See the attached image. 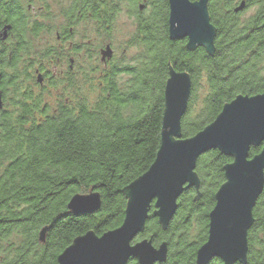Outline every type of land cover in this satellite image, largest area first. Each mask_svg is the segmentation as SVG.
Returning a JSON list of instances; mask_svg holds the SVG:
<instances>
[{
	"label": "trees",
	"instance_id": "16d2710c",
	"mask_svg": "<svg viewBox=\"0 0 264 264\" xmlns=\"http://www.w3.org/2000/svg\"><path fill=\"white\" fill-rule=\"evenodd\" d=\"M28 1L0 0V30L10 28L7 39L0 40V229L6 227L0 264H57L75 239L87 233L100 237L121 226L128 202L124 190L147 172L160 147L170 69L186 74L191 83L180 122L183 140L211 125L235 98L264 94V1L237 3L236 9L241 3L244 8L236 19L228 0L218 8L211 3L208 17L215 38L210 52L201 46L188 49L186 40H169L167 0H62L61 28L52 44L39 49L36 45L52 35L57 17L46 10L44 15L30 13ZM249 8L255 12L242 21ZM122 13L133 22L127 45L136 53L129 64L114 62L103 69L89 42L71 40L78 30L84 39L94 33L107 38ZM55 33L62 40L70 37L68 53L75 61L64 79L51 76L56 60L67 54ZM36 70L47 74L48 90L26 103L12 80L34 86ZM44 96L51 101L42 102ZM263 146L252 148L250 158ZM232 161L219 151L201 156L194 169L200 199L194 201L193 188L185 190L165 228L151 206L133 243L165 244L162 264H194L206 242L214 196L225 183L223 169ZM91 192L100 196L94 214L75 217L67 211L74 195ZM252 217L243 264H264V187ZM43 228L47 232L40 243ZM209 264L223 263L213 259Z\"/></svg>",
	"mask_w": 264,
	"mask_h": 264
},
{
	"label": "water",
	"instance_id": "95a60500",
	"mask_svg": "<svg viewBox=\"0 0 264 264\" xmlns=\"http://www.w3.org/2000/svg\"><path fill=\"white\" fill-rule=\"evenodd\" d=\"M208 0H167L168 38L186 40V48L201 46L212 50L215 29L209 22ZM244 8L241 3L235 13ZM142 10V6H139ZM5 27L2 39L6 37ZM102 60L112 56L107 46ZM37 82L40 83L38 76ZM191 89L186 74L169 70L165 83L164 112L160 129V147L147 172L124 190L127 206L119 228L100 237L87 233L73 241L57 258V264H162L166 260L165 244L155 248L151 240L133 243L143 232L148 213L162 228L173 219L177 200L190 188L200 199L199 182L194 173L197 160L210 151H219L233 161L224 167L225 183L214 196V207L208 215L206 242L197 250L194 264H209L217 259L223 264L245 263L247 235L253 224L252 210L264 187V146L250 158L252 148L264 144V94L237 97L223 107L214 122L193 138L183 140L180 122L186 112ZM100 207L97 193L74 195L67 211L75 216L94 214ZM47 228L38 235L44 242Z\"/></svg>",
	"mask_w": 264,
	"mask_h": 264
},
{
	"label": "rangeland",
	"instance_id": "374dc122",
	"mask_svg": "<svg viewBox=\"0 0 264 264\" xmlns=\"http://www.w3.org/2000/svg\"><path fill=\"white\" fill-rule=\"evenodd\" d=\"M31 1H34V7H35L34 13L36 15L37 14L44 15V12L38 9H40V7H43V5H47L51 9V12H49L50 17H57V20L54 22L52 26V29H53L52 35L50 37L47 36L46 40L45 38H42L36 45L37 48L40 49L44 46V44H47V43L52 44V41L54 42L53 40L54 32L60 30L61 28L62 18L60 16L58 17V15H60L59 11L61 9L60 7H58L57 2L61 1L63 3V1L62 0H31ZM45 1L46 2L51 1V2L46 3ZM254 12H255V8H249L248 10L244 11L241 14L242 15L241 20L244 21V19L246 20L247 18L251 17ZM133 31H134V27H133L132 20L129 19V17H127L126 14L122 13L118 17L113 31L110 33V35L107 38H101L100 36L94 33V34H91V37H87L86 39H84L82 37L83 35H82L81 30H78L75 37L71 40V42L72 43L78 42L80 44H85V42H89L91 45L90 47L94 49V52L96 51L98 53H99V49H102L105 46V44L109 42L114 51L113 60H115L114 61L115 64L117 65L129 64L131 59L136 53L135 49L130 48L127 45V42L129 41V38L133 34ZM80 60L83 61V57H81ZM49 100L51 101V99H48V101Z\"/></svg>",
	"mask_w": 264,
	"mask_h": 264
},
{
	"label": "flooded vegetation",
	"instance_id": "af4514ba",
	"mask_svg": "<svg viewBox=\"0 0 264 264\" xmlns=\"http://www.w3.org/2000/svg\"><path fill=\"white\" fill-rule=\"evenodd\" d=\"M222 1H224V0H211V1L208 0L207 1V10H208V7L211 5V3H214V7L215 6L217 8L221 7ZM228 1H229V10H233V9H236V4L240 3L241 1H243L245 3V1H264V0H228ZM28 2H30V3L27 4L26 10L30 11V13L33 14L35 11L34 1H28ZM50 2L51 1H47L46 3H50ZM60 2L61 1L57 2L58 7L60 6V4H63ZM38 10H41V11L46 10L49 12L51 11L50 7L47 5H43V7H40V9H38ZM234 18L236 19V13H234ZM4 28L0 30V40L1 41H5L7 39L6 37L8 36V32H9V30L6 31V37L4 39H2L3 38L2 33L4 31ZM67 33L69 36H73L72 29H68ZM55 34H56V41L59 43L60 49L62 47L67 52V54L64 55V57H66V58H63L60 56V58H62V59L56 60L55 66L51 67V76L64 79V78H66V76L71 71H73V65H74L75 61H74V58L72 56H69V53H68L69 52L68 50H69V47L71 44V42L69 41L70 37L66 41V40H62V38L59 36V33H55ZM107 46L111 49L112 56L109 59L102 60L101 52ZM98 55H99L98 56L99 63L102 65L103 69L107 68L111 63H114V61H115V60H113L114 59V51H113L111 44L109 42L107 44H105V46L102 49H99ZM14 74H15V71H14ZM35 75L40 77V83H38V82L36 83V81H35L34 86L32 85L31 82H24V83H21L20 85H18L16 78L12 80L14 83V89L16 90L15 87H18V90L20 91V93L24 94V99H25L26 103L27 102L30 103L33 97H35V98L41 97L42 95H44L43 93L47 92V90H48L47 88L49 86V78L47 77V74L45 72L41 73V72H39V70H36ZM45 100L48 101V99L45 96L42 97V102H44ZM1 110L2 111L4 110V104L2 102L1 95H0V111ZM5 228L6 227H1V229H0V239H1V235L5 231Z\"/></svg>",
	"mask_w": 264,
	"mask_h": 264
}]
</instances>
